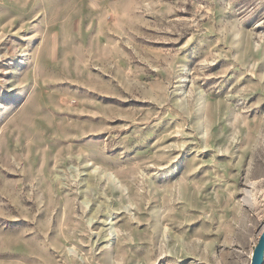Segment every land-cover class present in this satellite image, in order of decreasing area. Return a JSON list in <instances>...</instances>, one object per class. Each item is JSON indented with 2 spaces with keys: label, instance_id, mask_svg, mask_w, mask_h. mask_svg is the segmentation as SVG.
Segmentation results:
<instances>
[{
  "label": "rangeland",
  "instance_id": "obj_1",
  "mask_svg": "<svg viewBox=\"0 0 264 264\" xmlns=\"http://www.w3.org/2000/svg\"><path fill=\"white\" fill-rule=\"evenodd\" d=\"M264 228V0H0V264H251Z\"/></svg>",
  "mask_w": 264,
  "mask_h": 264
},
{
  "label": "water",
  "instance_id": "obj_2",
  "mask_svg": "<svg viewBox=\"0 0 264 264\" xmlns=\"http://www.w3.org/2000/svg\"><path fill=\"white\" fill-rule=\"evenodd\" d=\"M251 264H264V232L254 247Z\"/></svg>",
  "mask_w": 264,
  "mask_h": 264
},
{
  "label": "bare ground",
  "instance_id": "obj_3",
  "mask_svg": "<svg viewBox=\"0 0 264 264\" xmlns=\"http://www.w3.org/2000/svg\"><path fill=\"white\" fill-rule=\"evenodd\" d=\"M263 232H264V228H263V229L261 230V232L259 233V236H258V239H257L258 241H259V239H260V237H261V235H262ZM258 241H257V242H258ZM256 244H257V243H256Z\"/></svg>",
  "mask_w": 264,
  "mask_h": 264
}]
</instances>
